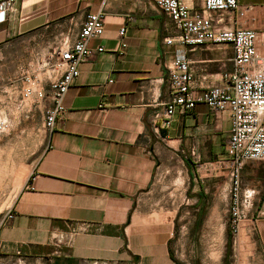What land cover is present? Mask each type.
Returning <instances> with one entry per match:
<instances>
[{"label": "crops", "instance_id": "0c3cea01", "mask_svg": "<svg viewBox=\"0 0 264 264\" xmlns=\"http://www.w3.org/2000/svg\"><path fill=\"white\" fill-rule=\"evenodd\" d=\"M239 4L264 15V0ZM101 9L104 35L89 42L94 55L65 97L66 114L44 132L4 212L0 264H190L173 249L178 233L188 231L199 243L206 230L214 231L212 243L226 244L213 264H264V161L242 171V187L255 201L231 236L230 179L216 165L229 140L227 114L198 104L178 112L169 129L157 128L171 99L172 62L190 61L201 92L222 85L233 70L230 45H167L177 29L155 0H19L0 26V63L23 69L44 62L49 47L42 39L53 34L47 28L72 24L74 15L79 29L87 13ZM258 34L264 53V33ZM21 78L3 98L7 109Z\"/></svg>", "mask_w": 264, "mask_h": 264}, {"label": "built area", "instance_id": "2783aa9c", "mask_svg": "<svg viewBox=\"0 0 264 264\" xmlns=\"http://www.w3.org/2000/svg\"><path fill=\"white\" fill-rule=\"evenodd\" d=\"M19 0H0V26L14 12ZM157 7L174 23L177 33L166 40L167 45L185 47L230 45L234 51L233 70L223 76L222 85L194 90V73L190 61L175 59L168 68L171 99L163 114L157 116V128L167 130L175 115L192 111L205 104L219 114H227L230 134L225 156L216 163L230 179V231L236 236L239 226L254 206V192L242 187V171L249 162L264 161V53L259 52V34L252 22L257 21L254 6H241L239 0H202L201 8L190 6L186 0H155ZM107 13L104 9L87 13L78 31L68 36L52 60L32 62L21 75L22 87L12 105L5 107L0 91V136L12 131L10 115L41 112L44 127L53 131L64 118L65 97L80 75V66L94 51L89 42L105 32ZM131 19V18H130ZM127 27L119 31L122 47ZM102 52L103 48H99ZM9 219L13 214L7 215Z\"/></svg>", "mask_w": 264, "mask_h": 264}, {"label": "rangeland", "instance_id": "374dc122", "mask_svg": "<svg viewBox=\"0 0 264 264\" xmlns=\"http://www.w3.org/2000/svg\"><path fill=\"white\" fill-rule=\"evenodd\" d=\"M193 1L197 7L202 4V0ZM70 18L73 20L72 24L63 25L56 22L53 26L46 29L48 32L52 30L53 34L52 36L47 35L42 39L49 47V53L44 55L45 61L52 60V57L55 58L66 37L68 36L71 39L78 31V27L75 25L76 17L73 15ZM252 23H254L253 28L256 27L258 33H264V15L261 16L259 14L257 21ZM259 36L261 37L260 34ZM27 70L28 68L18 69L14 64L6 65L0 63V91L8 89L9 85L18 80ZM42 118L44 117L40 111L31 115L25 113L10 115L12 131L8 135L0 136V224L5 210L11 205L14 196L23 187L29 165L39 153L40 144L45 135L44 132L47 131ZM227 144L228 141L226 146ZM227 212H229V206ZM226 214L229 226L230 216L229 213ZM213 232L206 230L198 237L200 242L198 243L196 239V243L190 240V232L179 231L178 238L173 244L177 257L186 260L190 264L193 262L195 264H213L216 256L219 258V255L226 251L224 249L226 244L212 243L210 241ZM218 232L219 230L216 231V239H218Z\"/></svg>", "mask_w": 264, "mask_h": 264}, {"label": "trees", "instance_id": "16d2710c", "mask_svg": "<svg viewBox=\"0 0 264 264\" xmlns=\"http://www.w3.org/2000/svg\"><path fill=\"white\" fill-rule=\"evenodd\" d=\"M229 231H230V229H229ZM230 234H231V231H230ZM231 236H232V234H231Z\"/></svg>", "mask_w": 264, "mask_h": 264}]
</instances>
